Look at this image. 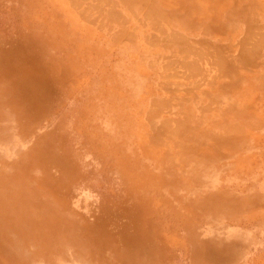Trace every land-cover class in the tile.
Instances as JSON below:
<instances>
[{
  "label": "rangeland",
  "instance_id": "1",
  "mask_svg": "<svg viewBox=\"0 0 264 264\" xmlns=\"http://www.w3.org/2000/svg\"><path fill=\"white\" fill-rule=\"evenodd\" d=\"M0 264H264V0H0Z\"/></svg>",
  "mask_w": 264,
  "mask_h": 264
}]
</instances>
